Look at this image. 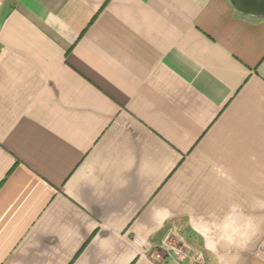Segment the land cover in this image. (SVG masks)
I'll list each match as a JSON object with an SVG mask.
<instances>
[{
    "label": "crops",
    "instance_id": "crops-1",
    "mask_svg": "<svg viewBox=\"0 0 264 264\" xmlns=\"http://www.w3.org/2000/svg\"><path fill=\"white\" fill-rule=\"evenodd\" d=\"M170 230L214 264H264V18L0 0V264H191Z\"/></svg>",
    "mask_w": 264,
    "mask_h": 264
},
{
    "label": "clouds",
    "instance_id": "clouds-1",
    "mask_svg": "<svg viewBox=\"0 0 264 264\" xmlns=\"http://www.w3.org/2000/svg\"><path fill=\"white\" fill-rule=\"evenodd\" d=\"M225 229L224 238L230 242L239 239L243 246L254 232L252 217L246 216L239 205H232L223 224Z\"/></svg>",
    "mask_w": 264,
    "mask_h": 264
},
{
    "label": "built area",
    "instance_id": "built-area-1",
    "mask_svg": "<svg viewBox=\"0 0 264 264\" xmlns=\"http://www.w3.org/2000/svg\"><path fill=\"white\" fill-rule=\"evenodd\" d=\"M172 234H174L172 230L167 233L163 241V245L168 249L169 252H173L180 261H185L187 259L191 262V264H214L206 260L201 253H189L186 251V249H184V246L177 248L174 246V244L172 245L169 241Z\"/></svg>",
    "mask_w": 264,
    "mask_h": 264
},
{
    "label": "water",
    "instance_id": "water-1",
    "mask_svg": "<svg viewBox=\"0 0 264 264\" xmlns=\"http://www.w3.org/2000/svg\"><path fill=\"white\" fill-rule=\"evenodd\" d=\"M230 2L241 15L264 18V0H230Z\"/></svg>",
    "mask_w": 264,
    "mask_h": 264
},
{
    "label": "rangeland",
    "instance_id": "rangeland-1",
    "mask_svg": "<svg viewBox=\"0 0 264 264\" xmlns=\"http://www.w3.org/2000/svg\"><path fill=\"white\" fill-rule=\"evenodd\" d=\"M169 241L171 242L172 245L174 244V246L177 248H180L183 245L182 241H180L179 238H176V235L174 234H172Z\"/></svg>",
    "mask_w": 264,
    "mask_h": 264
},
{
    "label": "trees",
    "instance_id": "trees-1",
    "mask_svg": "<svg viewBox=\"0 0 264 264\" xmlns=\"http://www.w3.org/2000/svg\"><path fill=\"white\" fill-rule=\"evenodd\" d=\"M244 16V15H243Z\"/></svg>",
    "mask_w": 264,
    "mask_h": 264
}]
</instances>
